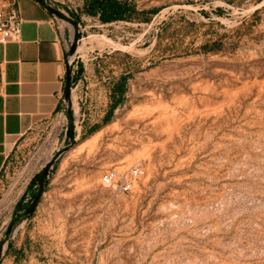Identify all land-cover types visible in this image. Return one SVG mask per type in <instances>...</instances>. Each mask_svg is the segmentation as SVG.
I'll use <instances>...</instances> for the list:
<instances>
[{"label": "rangeland", "instance_id": "374dc122", "mask_svg": "<svg viewBox=\"0 0 264 264\" xmlns=\"http://www.w3.org/2000/svg\"><path fill=\"white\" fill-rule=\"evenodd\" d=\"M133 1L156 12L102 23L47 0L77 22L56 17L71 91L0 173V264H264V0ZM122 72L124 103L84 136ZM135 162L131 190L102 184Z\"/></svg>", "mask_w": 264, "mask_h": 264}, {"label": "crops", "instance_id": "0c3cea01", "mask_svg": "<svg viewBox=\"0 0 264 264\" xmlns=\"http://www.w3.org/2000/svg\"><path fill=\"white\" fill-rule=\"evenodd\" d=\"M21 40L0 44V173L24 134L65 97L68 39L35 0H14Z\"/></svg>", "mask_w": 264, "mask_h": 264}, {"label": "trees", "instance_id": "16d2710c", "mask_svg": "<svg viewBox=\"0 0 264 264\" xmlns=\"http://www.w3.org/2000/svg\"><path fill=\"white\" fill-rule=\"evenodd\" d=\"M83 11L87 15L97 16L102 23H109L118 20L131 21L135 19H141L148 21L151 18V14L156 12V9L141 10L133 0H84ZM140 16H143L140 18ZM207 50L213 49L208 44H205ZM131 72H122L115 80L111 81L109 86V103L105 115L100 123L91 126L84 134L90 135L96 132L103 124L109 122L117 107L121 106L126 97L128 89V81L131 78ZM39 174L36 175L34 182L31 186H35V190L27 202H19L17 205V211H24L30 201L34 198L37 192ZM46 179H44V185Z\"/></svg>", "mask_w": 264, "mask_h": 264}, {"label": "built area", "instance_id": "2783aa9c", "mask_svg": "<svg viewBox=\"0 0 264 264\" xmlns=\"http://www.w3.org/2000/svg\"><path fill=\"white\" fill-rule=\"evenodd\" d=\"M21 21L14 1L9 4L0 3V44L19 42L21 40ZM141 173V163L135 162L130 167L127 175H119L116 171L110 170L102 176L101 182L107 187H115L120 191H129L133 188L135 180Z\"/></svg>", "mask_w": 264, "mask_h": 264}, {"label": "water", "instance_id": "95a60500", "mask_svg": "<svg viewBox=\"0 0 264 264\" xmlns=\"http://www.w3.org/2000/svg\"><path fill=\"white\" fill-rule=\"evenodd\" d=\"M37 1L39 4L43 5L48 11L51 12V14H53L55 17L58 18H62L65 20L70 21L74 26H77V22L67 16H65L61 11H59L58 9H56L55 7H53L52 5H50L47 0H35ZM77 43V35H75L73 42L71 43V48H75ZM71 84H72V75H71V70H70V65H68L67 70H66V81H65V99H69V94L71 91ZM73 129L72 126V122H71V130ZM70 138H73V134L71 131V135ZM64 149L60 150L61 152ZM60 152V153H61ZM55 160V157L52 158L43 168V170L40 172L39 174V178H38V183H37V192L34 196V198L30 201V203L28 204V206L26 207V209L24 210V212L20 215V217H27L29 216L33 210L35 209L37 203L39 202L43 190H44V179L45 176L47 175L49 168L53 165V162ZM2 250L3 247L2 245H0V259H1V254H2Z\"/></svg>", "mask_w": 264, "mask_h": 264}]
</instances>
